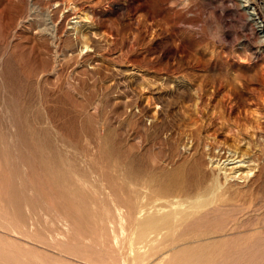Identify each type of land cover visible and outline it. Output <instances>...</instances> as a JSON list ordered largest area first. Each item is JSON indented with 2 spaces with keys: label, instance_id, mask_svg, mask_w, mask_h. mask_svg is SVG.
<instances>
[{
  "label": "rangeland",
  "instance_id": "374dc122",
  "mask_svg": "<svg viewBox=\"0 0 264 264\" xmlns=\"http://www.w3.org/2000/svg\"><path fill=\"white\" fill-rule=\"evenodd\" d=\"M257 23L239 0H0V264H264Z\"/></svg>",
  "mask_w": 264,
  "mask_h": 264
},
{
  "label": "bare ground",
  "instance_id": "6f19581e",
  "mask_svg": "<svg viewBox=\"0 0 264 264\" xmlns=\"http://www.w3.org/2000/svg\"><path fill=\"white\" fill-rule=\"evenodd\" d=\"M256 2H264V0H239V5L244 11L249 12L250 20H253V22H259V23H257V27H256L257 31L264 35V19H263V17H262V19H258L259 15H255L256 13H254V9H255L254 5L256 4ZM249 9H251V11H249ZM74 16H76V15H74ZM73 22H75V21H73ZM262 39H264V36ZM259 41H260V39H259ZM83 42H85V41H83ZM240 162H241V159H237V158L225 159V161H223V163H222V166L229 168L230 170H238V168L240 166L242 167V165L243 166L245 165L243 163L241 164ZM225 170H227V169H225ZM190 250H192V249H189V247H188V248H184V249H181L178 251L171 252L168 255H166V257L164 258V260L160 264H204L201 262L200 257H198V256L196 258L192 255H191V257H186V258L182 257L183 254H189Z\"/></svg>",
  "mask_w": 264,
  "mask_h": 264
},
{
  "label": "built area",
  "instance_id": "2783aa9c",
  "mask_svg": "<svg viewBox=\"0 0 264 264\" xmlns=\"http://www.w3.org/2000/svg\"><path fill=\"white\" fill-rule=\"evenodd\" d=\"M262 47H261V49H264V45H261Z\"/></svg>",
  "mask_w": 264,
  "mask_h": 264
}]
</instances>
